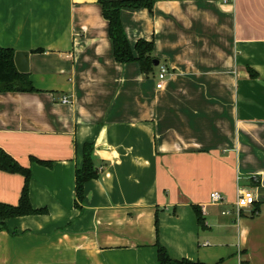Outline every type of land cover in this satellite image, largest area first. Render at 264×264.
<instances>
[{"label": "crops", "instance_id": "1", "mask_svg": "<svg viewBox=\"0 0 264 264\" xmlns=\"http://www.w3.org/2000/svg\"><path fill=\"white\" fill-rule=\"evenodd\" d=\"M153 1L120 15L169 68L162 88L160 66L116 61L99 0H0V46L30 52L34 86L0 92V147L48 209L5 220L0 264H158V240L174 259L264 264V0ZM87 143L99 176L80 200ZM24 181L0 169V202ZM240 186L256 201L239 212Z\"/></svg>", "mask_w": 264, "mask_h": 264}, {"label": "trees", "instance_id": "2", "mask_svg": "<svg viewBox=\"0 0 264 264\" xmlns=\"http://www.w3.org/2000/svg\"><path fill=\"white\" fill-rule=\"evenodd\" d=\"M103 8V14L109 24V34L113 43V52L116 61L127 63L137 61L142 71L146 74L153 71L155 58L153 55L154 43L151 40L139 38L134 48L128 40L124 25L121 20L122 8L146 7L151 12L154 10L153 0H99ZM136 51V54L134 52ZM15 50L10 47L0 46V92L6 91H30L34 90L28 73H21L15 65ZM92 144H85L83 151L82 166L76 170V195L81 200L84 196V184L99 176V169L96 168L93 157ZM34 160L52 165L51 161L32 157ZM0 169L8 172L21 173L24 178V186L18 204L0 202V228L5 226V220L11 217L46 214V207L35 208L29 196V186L32 177L30 167L20 164L12 155L0 147ZM197 221L202 228H205V218L199 206H194ZM158 219L156 216V227ZM158 250V264H207L201 261L188 259H174L167 249L159 242H156Z\"/></svg>", "mask_w": 264, "mask_h": 264}, {"label": "built area", "instance_id": "3", "mask_svg": "<svg viewBox=\"0 0 264 264\" xmlns=\"http://www.w3.org/2000/svg\"><path fill=\"white\" fill-rule=\"evenodd\" d=\"M222 3H227L233 0H218ZM160 71L158 73V82H157V88H162L164 86V83L170 74V70L167 67V65H159ZM63 102H70V98L67 96H64L62 98ZM211 200L213 202H220L224 200V196L221 193L218 192H212L211 193ZM256 201V196L252 189L247 187H239L238 188V197L236 201V206L238 211L240 212L244 208L251 207ZM228 211H224V213H227Z\"/></svg>", "mask_w": 264, "mask_h": 264}, {"label": "water", "instance_id": "4", "mask_svg": "<svg viewBox=\"0 0 264 264\" xmlns=\"http://www.w3.org/2000/svg\"><path fill=\"white\" fill-rule=\"evenodd\" d=\"M15 65L19 72L29 73L30 71V52L26 50H18L15 52ZM154 65H159V60L155 59Z\"/></svg>", "mask_w": 264, "mask_h": 264}, {"label": "rangeland", "instance_id": "5", "mask_svg": "<svg viewBox=\"0 0 264 264\" xmlns=\"http://www.w3.org/2000/svg\"><path fill=\"white\" fill-rule=\"evenodd\" d=\"M159 66V65H158Z\"/></svg>", "mask_w": 264, "mask_h": 264}]
</instances>
